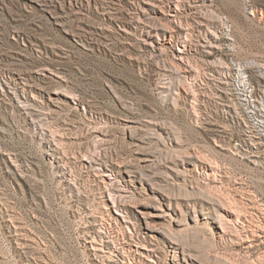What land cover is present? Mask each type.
<instances>
[{
    "label": "rangeland",
    "instance_id": "obj_1",
    "mask_svg": "<svg viewBox=\"0 0 264 264\" xmlns=\"http://www.w3.org/2000/svg\"><path fill=\"white\" fill-rule=\"evenodd\" d=\"M226 1L214 0L202 13L208 8L229 21L232 50L228 49V39L223 37L206 54L207 48H203L206 28L198 30L195 24L190 25L194 29L193 41L185 47L184 57L194 69L184 74L191 73L187 83L193 86L196 98L191 94L192 103L180 99L174 107L170 95L175 82L169 81L174 74L170 67L175 60L172 49L165 47V53L160 54L140 42L133 45L134 51L124 48L121 43L124 41L116 36L114 23L101 14V5L110 7L113 2L114 8L127 14L132 1L100 0L99 5L91 3L88 7L85 4L82 15L74 13L76 10L68 5V0H0V264H101L87 248L88 234L84 228L102 212L100 191L83 177L79 180L82 193L71 195L59 183L56 169L44 158L40 133L52 130L59 134L63 125L72 129L67 136L85 135L76 143L66 140L63 150L71 153L92 149L93 141L86 129L94 125L114 134L112 145L120 151V120L138 121L143 127L171 124L181 141L173 138L168 144L164 143L168 140L166 136L161 139L154 135L157 139L152 138L155 140L146 146L164 162L183 155L191 164L180 186L172 183L174 171L164 170L168 174L164 184L168 183L167 187L179 196L186 195L184 188L192 190L197 184L202 190L209 185L213 193L218 191L219 195L223 193L237 201L242 212L251 215H248L250 225L256 221L264 226V145L251 146L242 140L246 133L259 138L258 132L235 103L232 70L231 76L226 77L211 65L219 61L224 66L243 64L250 60L263 64L264 21L237 13L242 9V0ZM45 4L51 10L65 7L63 27L53 22L60 20V11L55 10L54 18H50ZM102 27L108 30V36L99 31ZM37 72L39 77L35 76ZM48 74L53 75L52 81L46 78ZM53 91H67L80 99V111L72 109L69 100L65 102L68 104L57 106L49 103L45 95ZM263 96L264 90L256 92V106ZM83 123L86 127L81 131L78 127L84 126ZM148 135L145 130L144 136ZM97 150L110 153L106 145ZM192 154L200 155L202 159L197 163L200 166H208L209 162L218 164L217 180H195L191 176L195 173L192 168L197 169L193 167L196 158ZM9 157L18 170L10 167ZM252 159H258V164L254 166ZM186 198L192 203L195 200L193 196ZM244 224L248 227V222ZM243 231L244 228L237 227L232 238L223 241H213L210 234L190 236L183 245L202 260L211 261L218 256L235 264H264V250L256 245L248 248L242 240Z\"/></svg>",
    "mask_w": 264,
    "mask_h": 264
},
{
    "label": "bare ground",
    "instance_id": "obj_2",
    "mask_svg": "<svg viewBox=\"0 0 264 264\" xmlns=\"http://www.w3.org/2000/svg\"><path fill=\"white\" fill-rule=\"evenodd\" d=\"M128 1L132 2L129 12L126 11L127 14L119 12V8L117 7L114 8L116 4L113 3L115 2H109L112 4L111 8L101 5L102 16H108L107 18L114 23L116 36L124 41L121 42L124 48L131 49L135 43L140 42L145 47L152 50L157 49L160 51V54H163L165 53L164 48L170 47L172 53H174L173 59H175L174 64H171L172 62L170 61V67L174 69V74L173 77H169V81L172 84L175 82L174 85H171V87L174 86V92L170 95L172 105L176 107L177 101L180 99L186 102L190 101L191 94L195 97L196 93H193L195 91L191 88L193 87L190 85L191 83H187L188 76L191 73L187 76L184 73L192 72L193 67L189 59H185L186 57L184 56L186 55L185 47L193 41L191 39L192 32L194 31L193 24L196 25L195 28L198 30H205L206 28L204 31L205 35L203 36L205 42L203 48H207V51L205 50L207 54L214 48L213 44L218 40L220 41L223 37L228 39L230 42L228 49L232 50V26L229 25V21L221 15L214 14L208 8H206L207 12L202 13L203 8L205 6L210 8L214 0ZM227 1L229 3V0ZM99 2L100 0H68L67 3L69 6H72V9L75 8L76 12L74 11V13L82 14L85 4L88 7L91 3L99 5ZM242 3V9L237 11V13L248 14L254 19L264 21V0H242ZM44 8H47L46 4ZM113 8L114 11H110ZM64 9V6H59V9H55L60 11V20L56 22L53 19V22L60 27L64 26ZM45 10H50L48 14L50 18H54V14L57 13L50 8ZM68 11L66 12L67 14ZM139 23L142 24V26L140 24V30L138 29ZM78 29L81 28L78 26ZM99 31L108 36L109 32H106L108 31L106 28L99 29ZM71 35L76 37L73 34ZM137 35L140 38H137ZM216 64L219 65L217 66L213 63L211 65L216 66L223 76L229 77L232 70V76L230 75L232 80H230L233 84L232 94L236 96L235 103L242 108L243 111L240 110L241 113L244 112L245 114L243 115L248 116L252 126L257 130L255 132H258L257 136L259 138L256 139V136L246 133L242 140L248 142L251 146L264 145V96L259 103L260 105H255L256 92L264 90V63L250 60L243 64L234 62L224 66L221 61ZM207 67H210V64ZM35 74V76H40L39 72ZM191 76L193 77V75ZM46 78L52 81L53 75L48 74ZM186 85L188 87L184 88ZM45 96L49 103L52 102V105L57 106L58 103H65L69 100L72 109L78 112L81 109L80 105L82 101L71 95L70 92L53 91L47 92ZM191 101H194V99ZM233 110L235 112L237 109ZM130 122L126 120L118 122L120 139L122 140L120 151L115 149V144L114 146L112 145L115 142L114 134L95 125L86 129L87 131L89 130L88 137L93 141L92 149L90 147L91 150L89 151L82 149L83 151L77 150L78 152L72 151L71 153H66L63 150V147H65L63 145L67 143L66 140H69V143L70 141L76 143L85 138V135L83 136L80 133V135L74 134V137L67 136L69 135L66 134L68 133L67 131L72 130L68 125H63L65 127L61 126V132L58 131L60 132L59 134H56L52 130H48L44 134L40 133V140L44 147V158L56 169L57 175H59V183H62L63 187L71 195L82 193L83 186L79 184V180L83 177L86 178H83L84 180L93 184L92 187L95 190L100 191L98 200L102 212L98 217H94L93 221L89 222L90 224H85L84 227L88 234V239H86L88 243L87 248L96 256V260L99 258L101 264H235L226 258H218V256L211 261H208L209 258L208 260H202L201 257L200 259L189 248L184 246L183 243L188 237L199 236V234H202V236L210 234L213 241L215 239V241L217 239L220 241L228 240L232 238L230 236L237 230V227L244 228L242 240L247 243L248 248L256 245L264 250V226L256 223V221L251 223H255V225H250L251 220L248 217L251 215L242 212V209L238 206L239 204L236 203L237 201H232L233 198L229 199L222 195L223 193L219 195L218 191L217 194L216 192L213 193L212 188L206 184L202 190L196 187L197 184L191 187L192 190L184 188L186 195H183L185 196L183 197L174 194L167 187L168 183L164 184V181L167 182L168 180V174H164V170L167 169L173 170L175 173L173 184L179 185L181 182H184L190 169L188 164H191V162L186 160L183 155L177 156L179 159H174V161L166 160L164 162L161 159L162 157L160 160L155 155V151L152 152L146 145L151 143V140L157 139L154 135L159 136L161 139L166 136L168 140L164 143L168 144L173 141V138L177 142L181 141L179 132L173 129L175 127L171 124L168 126L162 124L159 125L160 127L149 124L143 127L138 121ZM85 125L82 127L79 125L80 127L78 128L82 131V129H85ZM145 130L150 135L144 136ZM90 139H87V141ZM102 145H106L108 150L110 149L109 154H107V151H102L104 152L102 153L97 150ZM192 156L196 158L193 167L197 169L192 168L195 173L192 171L193 174L191 175L195 180H217L218 164L216 162H209L208 166L203 167L197 164L198 160L202 159L199 157L200 155L192 154ZM8 159L10 167L14 171L18 170L13 159L10 157ZM257 160L252 159L250 161L255 166L258 164ZM190 196H193L195 200L199 198V201L197 203L195 200L193 203L190 202L186 198ZM197 206L200 208L198 209ZM245 222H248V227H245ZM255 241L258 243H254Z\"/></svg>",
    "mask_w": 264,
    "mask_h": 264
}]
</instances>
